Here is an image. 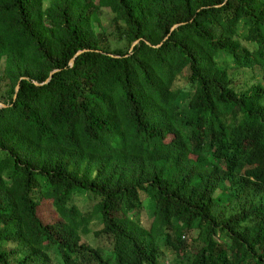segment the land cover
I'll use <instances>...</instances> for the list:
<instances>
[{"label":"trees","instance_id":"1","mask_svg":"<svg viewBox=\"0 0 264 264\" xmlns=\"http://www.w3.org/2000/svg\"><path fill=\"white\" fill-rule=\"evenodd\" d=\"M0 104V264H264V0H0Z\"/></svg>","mask_w":264,"mask_h":264},{"label":"rangeland","instance_id":"2","mask_svg":"<svg viewBox=\"0 0 264 264\" xmlns=\"http://www.w3.org/2000/svg\"><path fill=\"white\" fill-rule=\"evenodd\" d=\"M103 25L108 29L111 26V18L112 14L109 13L107 10H105L103 16ZM224 57H221V60H223ZM187 84V82L183 83V85ZM186 107V106H183ZM142 199H143V210L140 215V222L141 225L145 228H149L152 218H151V207L150 202L151 198L148 194L142 193ZM74 200L77 204L80 206H89V208L93 209L95 207L94 203L89 200V197L86 194H78L74 197ZM39 216L42 219V221L46 224H54L57 223L58 217L55 213L54 208L51 206V204L47 201H44L41 203V206L39 208ZM101 229L98 220H95L93 224L91 225L92 234L90 236L84 237L85 243H88L89 246L97 248L102 247L104 248L105 252L109 251L110 245L103 239L97 240L93 233L96 231H99ZM53 255L55 253L53 252ZM168 256H172V252L168 253ZM55 257V256H54ZM170 263V261H169Z\"/></svg>","mask_w":264,"mask_h":264},{"label":"water","instance_id":"3","mask_svg":"<svg viewBox=\"0 0 264 264\" xmlns=\"http://www.w3.org/2000/svg\"><path fill=\"white\" fill-rule=\"evenodd\" d=\"M180 25H182V24H176V25H174L173 27H172V29H171V32H173V31H175L177 28H179V26ZM169 36L170 35H168L166 38H165V40H167L168 38H169ZM140 42V40H137L136 42H134L133 43V45H132V47H131V51L134 49V47L138 44ZM148 43V42H147ZM150 46H153V45H151L150 43H148ZM162 44H159V45H157V46H153V47H155V48H159L160 46H161ZM88 50H85V51H81V52H79V53H77V55L75 56V58H77L78 56H80V55H82V54H84L85 52H87ZM75 58L72 60V62H71V67H73V65H74V62H75ZM56 72H54V73H52L51 75H50V78L44 83V84H48V83H50V81H51V79L53 78V76H54V74H55ZM23 80V79H22ZM21 80V81H22ZM43 84V85H44ZM36 86H40L39 84H35ZM19 91H20V87L18 86L17 88H16V94H18L19 93ZM15 100H16V96H15V98H14ZM0 107L1 108H6L7 106H5V105H3V104H0Z\"/></svg>","mask_w":264,"mask_h":264}]
</instances>
